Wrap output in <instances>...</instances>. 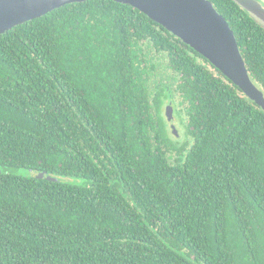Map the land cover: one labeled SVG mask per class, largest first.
<instances>
[{
    "label": "trees",
    "instance_id": "obj_1",
    "mask_svg": "<svg viewBox=\"0 0 264 264\" xmlns=\"http://www.w3.org/2000/svg\"><path fill=\"white\" fill-rule=\"evenodd\" d=\"M210 1L264 91V27ZM0 167V264H264V109L130 4L0 33Z\"/></svg>",
    "mask_w": 264,
    "mask_h": 264
},
{
    "label": "water",
    "instance_id": "obj_2",
    "mask_svg": "<svg viewBox=\"0 0 264 264\" xmlns=\"http://www.w3.org/2000/svg\"><path fill=\"white\" fill-rule=\"evenodd\" d=\"M86 0H0V33L28 20L41 17L66 4ZM130 4L181 38L233 81L251 100L264 109V91L253 81L237 38L227 19L210 0H114ZM264 27V5L259 0H234ZM169 122L175 119L167 106ZM172 131L178 129L171 124ZM45 179L57 177L44 173Z\"/></svg>",
    "mask_w": 264,
    "mask_h": 264
},
{
    "label": "rangeland",
    "instance_id": "obj_3",
    "mask_svg": "<svg viewBox=\"0 0 264 264\" xmlns=\"http://www.w3.org/2000/svg\"><path fill=\"white\" fill-rule=\"evenodd\" d=\"M174 123L178 129V135H176L175 137L178 138V139H183L184 137V129H183V126L179 123V120L175 117L174 121L173 122H170L169 123V126H170V131H172V127H171V124ZM1 167H0V171H1ZM19 172L21 173H26V174H30V173H33V171H28L27 169H19Z\"/></svg>",
    "mask_w": 264,
    "mask_h": 264
}]
</instances>
